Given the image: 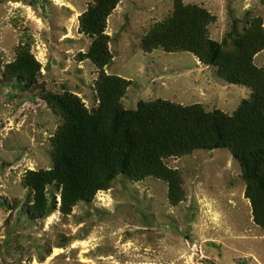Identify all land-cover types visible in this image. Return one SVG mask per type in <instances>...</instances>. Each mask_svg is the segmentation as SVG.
Masks as SVG:
<instances>
[{
  "label": "rangeland",
  "instance_id": "374dc122",
  "mask_svg": "<svg viewBox=\"0 0 264 264\" xmlns=\"http://www.w3.org/2000/svg\"><path fill=\"white\" fill-rule=\"evenodd\" d=\"M176 1L119 0L106 21L111 61L103 72L131 83L124 110L160 100L231 116L251 98V87L227 84L218 68L191 53L141 49L146 34L172 16ZM180 1L215 18L208 38L225 52L259 24L264 37L261 0ZM92 4L0 0V264H264V231L253 222L239 164L227 150L164 161L184 193L175 206L163 181L118 177L68 215L60 212L55 186L47 187L55 210L46 218L35 220L27 210L34 194L25 177L53 168V139L63 124L46 93H70L89 112L98 106L100 70L79 59L92 42L79 33ZM22 47L40 65L36 87L26 90L9 75ZM252 64L264 74V48Z\"/></svg>",
  "mask_w": 264,
  "mask_h": 264
},
{
  "label": "trees",
  "instance_id": "16d2710c",
  "mask_svg": "<svg viewBox=\"0 0 264 264\" xmlns=\"http://www.w3.org/2000/svg\"><path fill=\"white\" fill-rule=\"evenodd\" d=\"M118 1L93 0L79 22V33L92 41L79 59L90 60L100 70L96 109L89 112L70 93H46L63 124L53 139V168L28 172L25 177L34 194L27 210L35 220L46 218L55 210L48 203L47 187L55 186L60 192V212L68 215L79 203H90L98 192L108 190L118 177L131 182L163 181L168 200L175 206L183 201L184 193L177 172L164 161L194 151L227 150L239 164L253 222L264 231V74L252 64L254 55L264 48L260 24L225 52L208 38L207 28L215 18L177 0L172 16L146 34L141 49L191 53L206 66L218 68L227 84L251 87V98L231 116L206 113L199 105L183 107L160 100L124 110L121 100L131 83L103 72L111 61L106 21ZM10 70L17 87H36L40 65L27 48L18 49Z\"/></svg>",
  "mask_w": 264,
  "mask_h": 264
}]
</instances>
